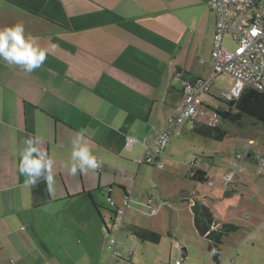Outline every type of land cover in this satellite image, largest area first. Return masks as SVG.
<instances>
[{"label":"crops","instance_id":"crops-1","mask_svg":"<svg viewBox=\"0 0 264 264\" xmlns=\"http://www.w3.org/2000/svg\"><path fill=\"white\" fill-rule=\"evenodd\" d=\"M215 21V12L201 0H0V28L22 23L25 34L38 37L47 52L32 73L0 61V264H114L110 239L117 240L120 264H132L144 241L133 230L165 235L158 210L167 193L158 187L169 170L161 169L168 156L175 162L171 149L185 150L188 140L182 136L194 133L191 123L180 135H170L160 157L152 154L162 167L137 160L175 113L185 81L211 78L196 121L217 123L213 109L225 106L220 101L225 92L215 80L225 73L213 76ZM78 132L100 167L73 176L67 166ZM30 136L53 160V190L43 179L29 187L18 172ZM129 137L134 142L125 147ZM246 151L241 159L233 154V169L246 156H264ZM108 197L117 206L129 200L122 216ZM197 200L210 203L193 200L191 210Z\"/></svg>","mask_w":264,"mask_h":264},{"label":"rangeland","instance_id":"rangeland-1","mask_svg":"<svg viewBox=\"0 0 264 264\" xmlns=\"http://www.w3.org/2000/svg\"><path fill=\"white\" fill-rule=\"evenodd\" d=\"M224 44L228 49L233 48L228 38ZM232 84L233 79L227 74H221L215 80L216 87L225 93ZM222 127L226 135L220 141L204 138L196 133L183 135V140H188L181 141L186 144L185 150L180 146L171 149V154L176 151L172 157L175 162L169 156L163 161L164 168L161 170L169 171L161 178L162 183L158 189L162 188L167 193V198L165 206L161 205L158 210L163 214V221L158 224L165 235L161 237L159 244L139 242L136 252L133 251L135 254L132 264H176L177 261L181 264H216L207 249L208 240L198 235L193 227L189 203L196 199H207L210 202L206 204L210 207L215 222L225 220L224 223L240 226L237 232L223 238L219 264L264 262V173L259 175L258 166L247 156L237 169L229 165L234 163L233 154L247 155V148L255 153L264 152V127L251 125L249 122L241 126L225 123ZM174 145L175 142L172 147ZM214 158L216 159L212 164ZM193 160H196L195 164ZM197 168H203L206 172L209 178L207 183H199L189 177L190 169ZM227 175L231 176V183L236 186L223 185V179ZM239 178L242 183L238 182ZM230 188H235V193L225 196ZM137 215L145 219L152 218L146 214ZM124 233L123 229L122 234ZM240 238L245 239L239 245ZM184 240L189 244L186 245ZM253 244L255 245L252 246ZM145 246L147 249H143ZM186 246L191 248L189 253L183 255V248Z\"/></svg>","mask_w":264,"mask_h":264},{"label":"built area","instance_id":"built-area-1","mask_svg":"<svg viewBox=\"0 0 264 264\" xmlns=\"http://www.w3.org/2000/svg\"><path fill=\"white\" fill-rule=\"evenodd\" d=\"M201 1L210 7L216 16L211 50L213 76L225 73L233 79V84L228 92L222 94L220 100L229 102L238 99L245 87L264 92V0ZM226 36H231L234 40L232 49H227L223 44ZM175 77L180 78L181 73L177 72ZM211 82V78H196L184 82L183 97L176 106L175 113L168 118L163 129L155 132L153 142L145 148L142 159L137 160L138 163L151 164L158 168L163 166L161 160L155 159L152 154L160 157L170 135H180L187 122H190V128H193L194 121L201 115L202 100L209 94ZM133 142L132 138H127L125 147L131 146ZM236 158L241 159L242 155L237 153ZM257 159L258 173L262 174L264 157L258 156ZM238 181L241 182L242 179ZM230 182L231 176H225L223 184L227 185ZM107 201L116 209L117 216H122L129 206V200H125L121 206H117L110 197ZM150 213H155V209L151 208ZM116 226L120 228V220ZM136 240V236L132 235V243ZM116 241L110 239L108 250L111 258L115 259L114 264H120L121 254L115 249ZM133 250V246L128 248L130 255ZM176 264L181 263L177 261Z\"/></svg>","mask_w":264,"mask_h":264},{"label":"clouds","instance_id":"clouds-1","mask_svg":"<svg viewBox=\"0 0 264 264\" xmlns=\"http://www.w3.org/2000/svg\"><path fill=\"white\" fill-rule=\"evenodd\" d=\"M37 40L38 37L25 34L22 23L0 28V61L17 66L26 73H32L47 59L46 50L38 45ZM39 143L31 136L24 140L25 147L19 154L18 172L26 177V184L29 187H35L43 179L49 190H53L55 185L53 160L38 146ZM70 162L67 167L73 176L78 172L95 171L100 167V162L91 152L82 132L76 133L71 141Z\"/></svg>","mask_w":264,"mask_h":264},{"label":"trees","instance_id":"trees-1","mask_svg":"<svg viewBox=\"0 0 264 264\" xmlns=\"http://www.w3.org/2000/svg\"><path fill=\"white\" fill-rule=\"evenodd\" d=\"M220 101L222 102V100ZM223 103L225 105L224 107L213 109L217 118L216 124L194 121L193 132L204 138L220 141L226 135V131L222 127L225 123L241 126L249 122L251 125L264 127V92L251 87H245L238 99L229 102L223 101ZM252 156V162L258 164L259 160L257 157L253 158ZM262 157L264 156L262 155ZM263 173L259 175H263ZM206 175V172L202 169H191L189 177L199 183H207L209 178ZM229 185L232 187L236 186V184H232L231 182L224 186ZM234 193L235 188H230L224 195L232 196ZM192 212L193 227L198 235L206 237L208 240L207 249L212 254L215 263L218 264L220 259V246L223 238L237 232L240 226L235 223H222L216 226L210 208L199 200L195 201L192 205ZM133 233L138 238L151 243H159L162 237L161 234L144 228H137L133 230Z\"/></svg>","mask_w":264,"mask_h":264}]
</instances>
